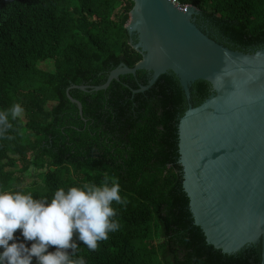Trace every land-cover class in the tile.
<instances>
[{
	"label": "trees",
	"instance_id": "trees-1",
	"mask_svg": "<svg viewBox=\"0 0 264 264\" xmlns=\"http://www.w3.org/2000/svg\"><path fill=\"white\" fill-rule=\"evenodd\" d=\"M194 7L217 43L245 53L264 47V0H174ZM130 0H0V111L20 104L0 138V188L50 196L57 187L119 178L126 206L115 205L120 229L95 251L80 245L86 264H261L259 247L225 255L194 226L178 164V126L188 107L211 95L196 82L188 102L172 74L145 93L150 76L111 71L142 60L126 26ZM206 33V31H204ZM53 62V72L40 69ZM15 169H18L15 171ZM30 180V182L26 181Z\"/></svg>",
	"mask_w": 264,
	"mask_h": 264
},
{
	"label": "water",
	"instance_id": "water-1",
	"mask_svg": "<svg viewBox=\"0 0 264 264\" xmlns=\"http://www.w3.org/2000/svg\"><path fill=\"white\" fill-rule=\"evenodd\" d=\"M126 26L142 60L120 64L102 86H71L66 97L82 117L71 90L106 91L121 76L147 72L150 79L133 94L145 93L172 74L186 100L196 82L211 95L188 107L178 126V164L194 226L206 243L225 255L259 247L264 264V47L253 53L231 50L197 24L200 12L171 0H130Z\"/></svg>",
	"mask_w": 264,
	"mask_h": 264
},
{
	"label": "clouds",
	"instance_id": "clouds-1",
	"mask_svg": "<svg viewBox=\"0 0 264 264\" xmlns=\"http://www.w3.org/2000/svg\"><path fill=\"white\" fill-rule=\"evenodd\" d=\"M24 109L16 103L0 111V138L12 139L9 120ZM119 178L57 187L48 196L0 188V264H86L80 245L95 251L121 225L115 205L124 207Z\"/></svg>",
	"mask_w": 264,
	"mask_h": 264
},
{
	"label": "rangeland",
	"instance_id": "rangeland-1",
	"mask_svg": "<svg viewBox=\"0 0 264 264\" xmlns=\"http://www.w3.org/2000/svg\"><path fill=\"white\" fill-rule=\"evenodd\" d=\"M40 69L45 71V72H53L54 68H53V62H48V63H42L40 65ZM18 169H15V171H17ZM26 181L30 182V180Z\"/></svg>",
	"mask_w": 264,
	"mask_h": 264
},
{
	"label": "flooded vegetation",
	"instance_id": "flooded-vegetation-1",
	"mask_svg": "<svg viewBox=\"0 0 264 264\" xmlns=\"http://www.w3.org/2000/svg\"><path fill=\"white\" fill-rule=\"evenodd\" d=\"M198 26H199L203 31H206V33H208L207 28H206V26L202 23V21H199V22H198ZM131 40H133V41L135 42V38H134V37H132Z\"/></svg>",
	"mask_w": 264,
	"mask_h": 264
},
{
	"label": "built area",
	"instance_id": "built-area-1",
	"mask_svg": "<svg viewBox=\"0 0 264 264\" xmlns=\"http://www.w3.org/2000/svg\"><path fill=\"white\" fill-rule=\"evenodd\" d=\"M171 2L174 3V4H176L178 7H180V6L176 3V1L171 0ZM180 8H181V9H185L186 7H180Z\"/></svg>",
	"mask_w": 264,
	"mask_h": 264
}]
</instances>
